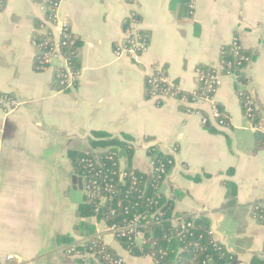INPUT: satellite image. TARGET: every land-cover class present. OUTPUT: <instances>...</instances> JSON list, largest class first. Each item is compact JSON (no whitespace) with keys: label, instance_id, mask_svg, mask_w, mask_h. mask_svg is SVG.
<instances>
[{"label":"crops","instance_id":"crops-1","mask_svg":"<svg viewBox=\"0 0 264 264\" xmlns=\"http://www.w3.org/2000/svg\"><path fill=\"white\" fill-rule=\"evenodd\" d=\"M3 1L0 92L15 103L0 105V264H74L55 240L57 234L81 238L73 226L80 220L76 192H82L67 152L91 148L89 140L105 139L101 133L133 141L131 166L149 177L153 166L142 146L155 141L169 155L163 145L172 148L179 168L172 173L173 160L161 189L175 211L207 216L210 226L213 216L235 264H258L264 225L250 215V205L264 200V147L254 146L255 133L264 134V0H192L189 14L180 0H60L57 28L66 25L78 37L80 59L78 83L60 90L53 84L56 62L40 71L33 64L34 24L49 0ZM131 14L147 44L136 56L116 58L123 20ZM233 40L252 56L244 89L255 101L256 124L245 117L230 76L210 102L145 98L144 78L155 69L179 89L194 91L197 68L220 70L221 46ZM214 105L223 109L226 125L212 117ZM88 133L95 139L78 136ZM125 160L122 154V167ZM226 182L236 191L229 207ZM91 223L108 234L103 222ZM144 259L133 263L150 264Z\"/></svg>","mask_w":264,"mask_h":264},{"label":"trees","instance_id":"trees-1","mask_svg":"<svg viewBox=\"0 0 264 264\" xmlns=\"http://www.w3.org/2000/svg\"><path fill=\"white\" fill-rule=\"evenodd\" d=\"M57 0H49L44 9V17L35 20L32 44L35 47L34 69L42 70L46 64H42L44 55L51 45L57 44L63 57L67 61L69 69L78 72L80 59L78 53L79 39L65 27L63 33L55 41L50 29L39 28L44 21H54V4ZM190 0H180L181 6L189 14L191 7ZM4 6V1L0 0V10ZM131 19L138 21L136 14L130 15ZM123 20V29L129 19ZM142 36L147 40V33L141 31ZM66 35V37H65ZM220 61L224 69H232L236 73L235 84L239 86L238 99L243 111L251 108L250 116L247 119L256 124L259 120L255 108V101L252 99L250 91L244 87L248 82L244 72L246 65L251 59L250 52L243 49L238 41L235 44H224L221 46ZM231 62L227 66V62ZM239 63V64H238ZM201 70L210 72L211 66L200 65ZM61 70V69H60ZM58 67H54L53 82L55 89H64V85L59 83L62 79L57 74L62 72ZM164 72V70H161ZM144 78V96L151 97L152 85L146 83ZM173 98L184 101L189 100L194 92H199L198 86L188 92L178 88L174 84ZM6 96L15 102L12 94L0 92V97ZM162 98H156V103L160 104ZM182 110L187 107L179 106ZM221 114L224 111L217 106ZM226 120V119H225ZM205 127H210L209 122ZM105 138L104 140H89L91 148L82 150H68L69 157L76 177L81 178L82 192L88 190L92 197L84 196L75 215L80 220L74 224L73 228L79 232L80 239H74L69 234H57L55 240L58 244L64 245V253L74 260V264H124L118 260L121 257L110 244H105L102 237H98L95 224L86 220L88 217H95L96 221L103 222L106 229L111 231V227L116 229L115 234H120L132 220L134 215L142 214L143 218L136 221L138 229L144 233V242L137 245L133 242L132 233L117 235L115 241L129 253L138 257H150L153 264H235L236 254L228 251L226 246L210 229V219L207 216H193L178 213L174 209L173 200L167 197L162 189V183L166 175L173 166V158L166 152L161 151L157 146L146 150L152 166L153 174L149 177L146 173L131 166V158L134 148L117 138H108V135L97 134ZM255 149L264 147V134L256 132L254 137ZM95 151V152H94ZM125 157V173L122 181L118 180V162ZM89 188H86V186ZM108 186V187H107ZM108 188V190H105ZM226 196L228 201L225 207L234 204L236 191L233 182H226ZM108 196L105 202H101L99 195ZM257 207V208H255ZM251 215L257 216L256 220L264 225V200L257 201L250 205ZM112 210V212H111ZM190 224V225H188ZM84 238V240H83ZM258 264H264V243L260 252Z\"/></svg>","mask_w":264,"mask_h":264},{"label":"built area","instance_id":"built-area-1","mask_svg":"<svg viewBox=\"0 0 264 264\" xmlns=\"http://www.w3.org/2000/svg\"><path fill=\"white\" fill-rule=\"evenodd\" d=\"M59 1L60 0H57V2L54 4V12H55L54 21H56V11H57V6L59 4ZM191 5H192V0H190V3H189L190 7ZM41 26H42L41 29L44 30L43 29L44 23ZM61 27L62 26L58 27L61 29L59 35H61L65 29V26H63L62 28ZM123 31H124L123 40L117 43L114 47V56L116 58H120L122 56L133 57V56L138 55L142 50L145 49L147 41L141 34L142 30L138 26L137 20L131 19L130 17L129 22L126 24ZM236 42H237L236 40H233L231 44H235ZM54 60L57 61L55 67H58V70L60 69L62 70V72L57 74V77L60 76L62 78L61 80H64V76L67 75L68 73L74 76L78 74V72H73V71L71 72V70L69 69L67 65L66 59L61 54L59 47L57 46L56 43L49 47L48 52L43 57L42 64L50 65L51 63L54 62ZM226 65L230 66L231 62L230 61L227 62ZM220 66H221L220 70H217L216 68L211 66L213 69L210 72L197 68L199 92H194L189 100L187 101L184 100L183 102H186L187 104H194L198 102H210L213 99L215 92L221 85L222 77L230 76V77L236 78V73L234 72V70L232 71V69H224L221 61H220ZM145 78H147L146 83L153 86V89H151L150 98L156 99V98H163L166 96L173 97L174 91L170 92V89L174 88L175 83L173 81H170V79L167 77L165 72H161V70L155 69L152 71V73L147 75ZM6 103L14 104L15 102L8 99V97L6 96L0 97V105L6 104ZM250 110L251 108L249 107L244 111L246 118L251 115ZM211 114H212V117L217 121V123L221 125H225L227 121V117L221 114L217 106L215 105L213 106ZM200 116H201L202 123L206 124L207 117L203 113H200ZM118 166H119L118 167V170H119L118 180L122 181L123 177L126 175L125 170H124L125 167L123 169L120 168L119 162H118ZM86 188H89V186L87 185ZM105 190H108V188H106ZM83 193L86 197L87 196L92 197L94 194V192L92 194L91 192H88V190L83 191ZM98 198L101 202H105L108 199V196L101 194L98 196ZM143 217L144 215L142 214L134 215V217L129 222V224H127L124 228H122V232L120 234H115L116 231L119 229L118 228L116 229L114 226L111 227V231L108 229L107 233L113 234V240L116 239L115 237L117 235H124L125 233H132L133 242L136 243L135 241L139 239L137 245H142V243L144 242V233L140 229H138L137 224H135V222L140 220ZM253 218L256 219L257 216L253 214ZM90 219H91V222L96 221L95 217H90ZM97 234H98V237L103 238L105 236V235L102 236L99 233ZM119 259L120 260L118 261L120 263H123L122 258L120 257ZM86 264H90V263H86Z\"/></svg>","mask_w":264,"mask_h":264},{"label":"rangeland","instance_id":"rangeland-1","mask_svg":"<svg viewBox=\"0 0 264 264\" xmlns=\"http://www.w3.org/2000/svg\"><path fill=\"white\" fill-rule=\"evenodd\" d=\"M56 20H57V16H56ZM63 26H66V25H62V27ZM55 27H56V29H55ZM61 27V28H62ZM42 28V26L39 28V30ZM47 28H49L50 29V31H51V33L53 34V37H54V39H55V41H57L58 40V37H59V34H60V31H61V29L60 28H57V23H56V21L55 22H48V21H44V30H46ZM54 30H55V33H54ZM54 62H57L56 60H54ZM54 67L55 66H52V69H54ZM45 69H47V66H45V67H43L42 68V70H45ZM72 72V71H71ZM53 73H54V71L52 70V75H53ZM225 77V76H224ZM222 80H223V77L221 78V85H222ZM78 81H79V75L77 74V75H71L70 73H68L67 75H65L64 76V80H60L59 81V83H62L63 85H64V89H70V88H74L75 87V85L78 83ZM58 81H55V82H53V84H55V83H57ZM220 85V86H221ZM184 103H186V102H184ZM187 104V103H186ZM188 105H190V104H188ZM227 124V121H226V123H225V125ZM119 163H120V168H124V167H122V161L120 162V159H119ZM164 181V180H163ZM81 192H82V190H81ZM82 194H83V192H82ZM81 193H79V192H76V195H77V204L78 203H83L84 202V196L82 195ZM250 215H251V213H250ZM253 217V216H252ZM86 220H91L90 219V217H88V218H86ZM96 220V219H95ZM256 220V219H255ZM91 222V221H90ZM101 222V221H100ZM67 227H68V229L70 230L71 229V227H70V224H67ZM98 227H99V225H98ZM81 240V239H80ZM83 240H84V238H83ZM138 240L139 239H137L135 242V244H137L138 243ZM112 244V246L114 247V248H116V247H118L119 249H120V253L122 254V256H121V254L119 253V255L121 256V258H122V260H123V263L124 264H135V263H133V261H135L136 262V260L137 259H140L141 260V257L140 258H138V256H135V255H132L131 253H129V251L128 250H125V249H123L122 247H121V245L120 244H118V242H116L115 240H113L112 239V241H111V243H110V245ZM63 245V244H62ZM117 248V249H118ZM118 249V250H119ZM63 253L65 252L64 251V245H63V248H62V250H61ZM65 254V253H64ZM124 255V256H123ZM70 257H73V255L72 256H70ZM145 258H147L148 260H149V262H150V264H153V261H152V259L150 258V257H145ZM147 259H144V260H146L145 261V263H147L148 262V260ZM129 261V262H128Z\"/></svg>","mask_w":264,"mask_h":264},{"label":"water","instance_id":"water-1","mask_svg":"<svg viewBox=\"0 0 264 264\" xmlns=\"http://www.w3.org/2000/svg\"><path fill=\"white\" fill-rule=\"evenodd\" d=\"M79 138H81V140H85V138L89 137V138H92V139H95L93 134L91 133H88V134H78ZM120 140L125 142V143H128L129 145H132L134 147H138L135 145V143L133 141H127L125 139H123L121 136H120ZM157 144V142L155 141H152V142H149L147 144H144L142 147L144 149H147L149 147H153ZM163 147L165 149L168 150V152L172 155L173 157V160H174V168L172 170V173L175 172V170H177L179 168V160H178V156L176 154V152L172 149V148H169L166 144L163 145ZM77 184L78 186L81 188V178L80 177H77ZM211 226H210V229L212 230V232L218 237V239L226 245V242L224 241V237H225V234L220 232L218 229H217V223H216V220L213 216H211ZM113 239V234H106L104 237H103V241L105 244H110L111 241Z\"/></svg>","mask_w":264,"mask_h":264}]
</instances>
